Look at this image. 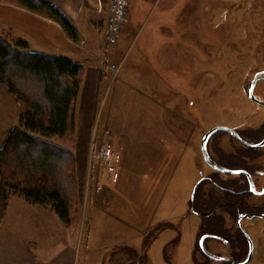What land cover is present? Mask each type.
<instances>
[{
    "label": "rangeland",
    "instance_id": "rangeland-1",
    "mask_svg": "<svg viewBox=\"0 0 264 264\" xmlns=\"http://www.w3.org/2000/svg\"><path fill=\"white\" fill-rule=\"evenodd\" d=\"M162 2L140 21L145 27L136 42L128 46L129 41L120 39L106 49L109 55L95 90L88 80L79 84L72 131L51 138L74 156L76 208L70 222L61 224L76 234L80 255L75 264H106L104 254L123 244L142 252L148 264L202 261L195 249L199 219L189 210L195 183L214 172L224 179L237 175L215 171L203 161L201 138L215 126L240 131L241 138L253 144L264 135V105L247 95L254 76L264 73V0H187L191 10L184 28L171 33L155 29L151 39L156 45L144 47L147 30L165 18ZM0 35L11 42L8 30ZM147 70L148 80V74L143 76ZM253 93L264 100V78L256 81ZM89 118L88 140L78 143L77 128ZM259 129L258 136L252 134ZM103 143L119 154L113 165L116 181L101 161L90 157V150L95 153ZM244 148L225 131L213 133L207 142L210 160L222 166L228 163L216 150L228 156ZM84 150L85 163L77 158L84 157ZM259 154L252 178L262 189L264 148ZM262 194H253L248 203L262 206ZM13 211L10 207V216L16 217ZM224 216L229 227L236 226L233 217ZM25 222L36 233L54 225L52 219L36 228L37 218ZM240 225L252 241L246 264H264V217L243 218ZM206 248L220 257L208 256L212 264L230 259L234 250L214 238L206 240ZM247 250L248 243L245 256Z\"/></svg>",
    "mask_w": 264,
    "mask_h": 264
},
{
    "label": "trees",
    "instance_id": "trees-1",
    "mask_svg": "<svg viewBox=\"0 0 264 264\" xmlns=\"http://www.w3.org/2000/svg\"><path fill=\"white\" fill-rule=\"evenodd\" d=\"M2 1L52 18L70 37L76 34L73 24L49 0ZM81 75V65L69 58L31 51L23 40L11 43L0 35V83L6 85L19 105L18 124L9 130L0 146V223L10 195L49 207L63 223L70 222L77 193L74 156L51 138L65 136L73 129V107ZM252 134L258 136L260 129ZM216 151L228 163L224 167L244 169L250 174L254 173L253 165L246 160L260 155L259 149L244 148L228 156ZM216 174L200 177L189 200V210L199 219L195 249L203 257L202 261L193 258L194 264H212L204 252L210 238L225 241L234 249L231 258L222 257L220 264L242 260L247 241L236 226L226 224L224 214L236 219L239 214L264 212V204L254 207L248 203L253 193L245 175L224 179ZM104 260L106 264H148L142 252L127 244L110 248Z\"/></svg>",
    "mask_w": 264,
    "mask_h": 264
},
{
    "label": "crops",
    "instance_id": "crops-1",
    "mask_svg": "<svg viewBox=\"0 0 264 264\" xmlns=\"http://www.w3.org/2000/svg\"><path fill=\"white\" fill-rule=\"evenodd\" d=\"M49 1L73 24L76 31L74 37L67 35L61 25L52 18L2 0L0 32L8 30V37L12 43L18 39L23 40L31 51L63 56L79 63L82 67L81 81L88 80L89 88L95 90L106 63L105 58L109 55L104 37L109 0ZM161 1H163L161 16L165 18L161 19V22L159 20L156 27H150L145 36L143 35L144 47L156 45L151 39L155 29L171 33L174 30L180 31L181 27L184 28L183 23L190 9L187 0H129L118 40L129 41L128 46L134 40L136 42L145 27H142L140 21L145 20L151 10H156ZM167 35L169 37L170 34ZM174 46L175 48L180 46L177 39ZM134 67H137V62L132 65V69ZM147 74L148 80V70L143 76ZM18 119L17 100L6 85L0 83V146L9 130L18 124ZM88 120L87 125L80 124L79 121V131L77 128L76 133L78 143L85 144L88 140L91 119ZM74 153L75 156L79 154ZM85 155L86 150L82 151L84 157L77 158L86 160ZM10 207L13 208L16 217L10 216ZM29 218H37L34 228L39 223L42 225L46 219H52L54 225L52 230L32 232V228L25 222ZM61 223L62 221L49 207L31 204L19 195H10L0 223V264H75L80 255V246L79 248L76 246V234L62 229Z\"/></svg>",
    "mask_w": 264,
    "mask_h": 264
},
{
    "label": "water",
    "instance_id": "water-1",
    "mask_svg": "<svg viewBox=\"0 0 264 264\" xmlns=\"http://www.w3.org/2000/svg\"><path fill=\"white\" fill-rule=\"evenodd\" d=\"M259 78H264V73H261V74H258L256 76H254V78L252 79L250 85H249V88H248V97L250 100L258 103V104H261V105H264V100L263 99H259L254 93H253V88H254V85L256 83V81L259 79ZM217 131H225L227 133H229L231 136H233L239 143H241L243 146L247 147V148H250V149H258V148H262L264 147V139L262 141V143H258V144H253V143H250V142H247L245 141L244 139L241 138L240 134L232 129V128H229V127H226V126H215V127H212L210 129H208L204 135L202 136L201 138V143H200V149H201V154H202V159L203 161L212 169H214L215 171H219V172H223V173H229V174H243L245 175L246 179H247V182H248V185H249V190L253 193V194H262L264 193V188L258 190L256 189L255 187V184H254V181L252 179V176L250 175L249 172H247L246 170L244 169H230V168H227V167H224V166H221V165H218L214 162H212L209 158V155H208V151H207V142L210 138V136L217 132ZM250 216H253V217H264V212H258V213H253L251 215L249 214H239L237 219H236V226L238 227V229L241 231V233L243 234V236L245 237L247 243H248V251H247V254L245 256V258L241 261H239L238 263L236 264H246L247 262L250 261L251 259V256H252V241L249 237V235L242 229L241 225H240V221L241 219L243 218H248ZM204 252L212 257V258H215V259H218L220 257H217V256H214V255H211L209 254L208 252H206L204 250Z\"/></svg>",
    "mask_w": 264,
    "mask_h": 264
},
{
    "label": "built area",
    "instance_id": "built-area-1",
    "mask_svg": "<svg viewBox=\"0 0 264 264\" xmlns=\"http://www.w3.org/2000/svg\"><path fill=\"white\" fill-rule=\"evenodd\" d=\"M129 0H109L108 4V15L105 24V48H110L116 43L120 36L122 23L125 19ZM114 71L117 69L116 66L111 67ZM90 157L95 156L101 164H103L107 171L108 176L112 178V181H116L117 172L114 170V162L118 161L119 154L116 153L108 144H101L95 153H91Z\"/></svg>",
    "mask_w": 264,
    "mask_h": 264
},
{
    "label": "flooded vegetation",
    "instance_id": "flooded-vegetation-1",
    "mask_svg": "<svg viewBox=\"0 0 264 264\" xmlns=\"http://www.w3.org/2000/svg\"><path fill=\"white\" fill-rule=\"evenodd\" d=\"M259 143H262V139L261 140H259L258 141ZM256 144H258V143H256ZM264 147H262V148H258L259 150H262ZM250 149V148H249ZM261 156V154L258 156V157H260ZM257 159V158H256ZM256 159H254V160H250L249 159V161H250V163H249V165L251 166V165H253V163L255 162V160ZM212 161V160H211ZM212 162H214V163H216L215 161H212ZM216 164H218V163H216ZM219 165V164H218ZM253 171L255 172V171H257L256 169H253ZM251 176H252V174H250ZM253 179V178H252ZM248 183V182H247ZM248 187H249V185H248ZM193 192V191H192ZM262 195H264V193L262 194ZM253 213H258V212H252L251 214H253ZM238 217V216H237ZM237 219V218H236ZM235 219V220H236ZM238 228V227H237ZM243 235V234H242ZM248 251V250H247ZM207 252V251H206ZM209 254H211V255H213L212 253H209ZM238 263V262H237Z\"/></svg>",
    "mask_w": 264,
    "mask_h": 264
}]
</instances>
